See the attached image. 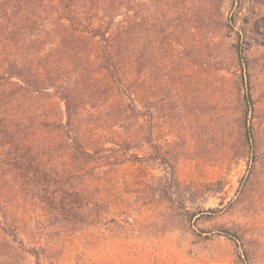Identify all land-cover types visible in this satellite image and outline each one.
Instances as JSON below:
<instances>
[{"label":"rangeland","instance_id":"1","mask_svg":"<svg viewBox=\"0 0 264 264\" xmlns=\"http://www.w3.org/2000/svg\"><path fill=\"white\" fill-rule=\"evenodd\" d=\"M132 1L149 70L83 110V147L101 159L80 164L44 133L40 117L66 122L57 96L11 107L2 92L4 119L39 114L16 133L43 146L65 196L50 208L21 188L0 149V264H264V0Z\"/></svg>","mask_w":264,"mask_h":264},{"label":"trees","instance_id":"2","mask_svg":"<svg viewBox=\"0 0 264 264\" xmlns=\"http://www.w3.org/2000/svg\"><path fill=\"white\" fill-rule=\"evenodd\" d=\"M168 9L162 10L173 12ZM133 11L132 0H0V100L6 90L11 107L20 98L35 102L52 95L65 106L63 124L50 121L48 116L41 118L29 106L17 115L18 119L9 117L11 114L6 119L0 115V149L5 151L1 155L3 166L17 178L21 188L37 184L39 191L32 187L37 191L36 197L50 208L57 207L65 196L62 191L54 193L53 190L61 185L59 174L44 166L43 146L30 144L29 134L18 136L16 128L38 115L37 121L44 133L55 131L61 137L57 139L62 141L60 144L69 147L72 158L80 164L96 161L99 157L83 147L80 136L84 128L78 122L83 110L90 108L88 105L102 94L104 87L116 94L119 84L124 86L123 82L136 74L145 76L149 70V52L145 47L139 50L135 43ZM220 13L219 9V18ZM144 18L143 14V27ZM190 21L192 30H196V21ZM226 25L234 31L238 22L232 27L229 23ZM260 28L258 24L252 26V41ZM235 33L239 40L247 35L242 26ZM237 47L240 79L244 83L246 54ZM90 77L109 81L100 86ZM64 131L68 141L61 133ZM172 175L175 177L174 170ZM29 251L39 259L36 249Z\"/></svg>","mask_w":264,"mask_h":264}]
</instances>
